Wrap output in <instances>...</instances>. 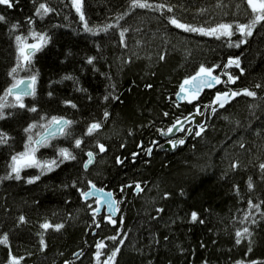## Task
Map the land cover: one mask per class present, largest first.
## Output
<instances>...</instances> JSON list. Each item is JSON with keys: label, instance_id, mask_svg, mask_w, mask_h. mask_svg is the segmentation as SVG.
Segmentation results:
<instances>
[{"label": "trees", "instance_id": "16d2710c", "mask_svg": "<svg viewBox=\"0 0 264 264\" xmlns=\"http://www.w3.org/2000/svg\"><path fill=\"white\" fill-rule=\"evenodd\" d=\"M42 2H47L55 12L40 19L34 11ZM149 2L178 5L177 17L198 26L244 23L250 19L245 0ZM130 3L131 0H84L90 27L115 24L116 18L123 15L119 25L129 29L125 36L127 47L120 43L117 28L97 36L84 32L71 0H18L13 8L0 5V14L6 17V22H0V97L12 83L9 72L16 65L15 36L24 35L28 43L34 41L32 31L51 36L32 65L16 73L17 78H25L38 72L36 98L25 97L24 101L28 108L35 106L38 111L6 109L7 118L0 120V131L12 139L8 145H0V177L7 175L11 156L24 151L28 135L24 129L33 122L47 123L42 116H63L75 122L71 135L67 139L60 137L55 143L84 137L82 129L86 124L100 121L103 126L98 137H90V141L84 138L82 149L98 140L108 149L85 172L74 163H67V171L59 168L32 185L23 180L0 183V236L7 233L10 244H0V264H8L10 253L24 257L22 264L73 262L72 254L78 249L84 251L87 225L84 210L78 207L77 188L83 187L86 178L94 174L115 186L147 182L144 197L151 196L124 202L135 231L134 241L138 242L129 248L130 252L122 249L116 264H236L240 260L264 264V222L252 224V216L244 220L247 201L260 202L257 190L264 195V175L259 169L264 163V28H258L249 43L238 48L246 72L234 85L256 91L257 97H237L215 115L207 111V130L201 137L188 136L175 152L148 158L145 145L158 136V129L170 118L179 83L193 75L200 64H219V72L235 53L226 49L225 38L185 33L158 12L131 10ZM29 17L34 25L29 23ZM17 22L18 29L13 30L11 26ZM239 38L237 33L232 40ZM88 57H96L93 64L87 63ZM232 73L239 75L235 68ZM65 76L75 79L66 80ZM257 83L262 85L260 89L254 87ZM80 88L86 92L78 91ZM105 96L109 99L105 100ZM207 96L213 97V92ZM8 100L11 102V97ZM66 100L77 107L66 105ZM207 104L209 98L203 108ZM178 110L176 107L174 118L180 116ZM105 111L109 113L107 119L103 116ZM164 112L169 115L165 117ZM40 130L37 127L32 134L35 136ZM139 142H143L141 156L133 162L131 156L139 153ZM121 144L125 147L121 148ZM117 156L124 160L123 164L116 163ZM237 162L239 167L233 170L231 165ZM249 177L254 191L248 189ZM73 182L76 187L71 186ZM192 212L198 214L195 222ZM20 216L27 222L21 223ZM45 220L65 225L58 232H43L40 225ZM243 227L252 231L251 244L248 238L236 243L235 233ZM43 233L46 248L40 244Z\"/></svg>", "mask_w": 264, "mask_h": 264}, {"label": "snow or ice", "instance_id": "6c2138e0", "mask_svg": "<svg viewBox=\"0 0 264 264\" xmlns=\"http://www.w3.org/2000/svg\"><path fill=\"white\" fill-rule=\"evenodd\" d=\"M35 2V0H33ZM18 0H0V5H4L7 8L15 7ZM247 5V9L250 10V19L247 22H234V23H217L214 26L204 27L202 25H194L191 23L182 22L180 18L175 14V9L178 5H172L170 3L159 2V3H150L149 0H131L129 5L131 10L135 9H149L155 12L160 13L162 16L168 20L169 24L174 26L177 29L182 30L185 33H195L200 36H208L213 37L217 40L221 38H225L228 41L227 46L229 48H241L243 45H247L249 43V38L253 37L254 33L258 30V28H264V0H245ZM71 7L75 9V12L79 16V20L82 22L83 30L86 33H90L93 36L99 35L101 32L107 33L112 28L119 29V39L120 43L127 47L125 43L126 33L129 31L128 28H121L119 25V20L123 19V15L118 16L116 18L117 23L105 24L103 27L93 28L90 27L88 21L85 17L84 12V0H71ZM239 8V5H237ZM205 11L201 9V12ZM55 9L49 6L47 2L39 3L37 7H35L34 15L43 19L51 13H54ZM127 14V13H126ZM29 23L35 24V21L32 17L28 18ZM0 22H6V17L0 14ZM19 22L13 24L11 27L13 30L18 29ZM59 27V25H56ZM239 34V39L236 41L232 40V37L235 34ZM30 36L34 40L33 43H28L27 38L20 34L15 36L16 42V65L10 70L9 76L12 77V83L9 87L5 89V93L3 97H0V120H4L7 118L6 109H26L30 112H37L38 109L35 106L28 108L25 104V97L36 98V84L38 82V72L36 74L30 75L27 78H17L16 73L21 68H29L36 54L51 41V36L48 35L47 32H36L32 31ZM161 60L164 59V56L160 57ZM96 60V57H88L87 63L93 64ZM226 69L235 68L238 70L239 75H233L232 72H224L221 74H215L216 69L220 68L219 64L213 65L211 67L206 66L204 64H200L199 68L193 75L187 76L184 78L182 83L179 85V90L175 93L176 97L180 101H185L188 104H193L195 107V114L204 116L205 113L201 111L199 104L196 102L199 101L202 92L205 89H214L217 88L218 85H225V90H217L212 98L210 104L205 105V109L210 110L211 115H215L219 109H225L227 105H229L234 99L240 96H246L255 99L257 97V92L248 88H233L232 85H236L240 80L241 76L245 74L246 69L242 66L241 56H229L227 58V63L224 65ZM222 76H226V79H222ZM66 80L75 79L72 76H65ZM148 87H151L149 85ZM256 89H260L262 87L261 84L257 83L254 86ZM78 91L86 92V89L80 88ZM49 96L52 95L51 92L48 93ZM11 97V102H9L8 98ZM91 99V96L88 97ZM105 100H108L109 97L105 96ZM118 99V97H115ZM171 99V97H169ZM66 105H70L72 108H76L77 105L73 103L71 100L64 101ZM178 106V105H177ZM163 115L167 117L169 115L168 112H164ZM105 119L108 118L109 113L105 111L103 113ZM42 120H47L46 124H38L37 122H33L28 125L24 129V132L27 133V141L24 144V151L16 153L11 156V163L8 165L9 171L5 177H0V183L4 180H16L21 181L24 180L25 183L32 185L38 182L41 179L42 175H46L48 173L54 172L56 169L60 168L62 164L66 162L77 161V155L74 150H70L68 147H60L57 144H54L53 141L58 140L60 137L67 139L70 135V129L72 125L75 123L74 121L67 119L63 116H51L48 119L46 116L41 117ZM188 117H184L183 120L177 118L176 121L165 129H158L161 136L171 137L174 131L179 132H187V136L180 139H167L166 143L170 146L172 150L177 149L180 146H183L186 143V139L188 136L191 137H201L207 130L206 122L205 123H196L195 117L193 116L190 123L194 124V127L185 128V122L188 121ZM102 123L100 121H94L88 124L86 127V131L84 133L85 137H92L95 133H97L102 128ZM37 127L41 128V131L35 136L32 134L33 130ZM12 137L4 132L0 131V145H8L9 141ZM84 137L74 138L73 144L74 149H82V145H84ZM153 147L159 146L161 149L164 145H160L158 141H152ZM95 148L98 149L99 153L107 152V147L105 144L96 142L94 145ZM125 147L124 144H121V148ZM138 147H143V142H141ZM153 147H148L145 152L148 156L152 155ZM243 147V145H241ZM41 148H51L54 152V155L51 158L40 159L37 157V153L40 152ZM86 156V160L83 162L84 170H87L91 165H93L96 161L97 153L88 150L84 153ZM139 153H132L133 161ZM117 164H123L124 160L119 156L116 157ZM239 167V163H235L231 165V168L235 170ZM35 168L39 169V175H32L25 178L21 175V173L25 169ZM259 169L264 175V163L259 165ZM72 187H76L75 182L71 185ZM248 189L251 191L254 189V184L252 178L249 177L247 182ZM132 184L121 185L119 191L123 193L125 188H132ZM135 191L137 194L143 191L140 182H136ZM80 198L86 203L87 208L91 210L93 223L97 228L100 227V224L96 221V217L101 214V210L106 208L107 215L104 217L108 223L115 226L117 224V220L113 217L120 211V203L121 201L114 198V194L112 191H105L104 188L97 187V184L92 180L86 181V188H77ZM236 191L239 193V186H236ZM167 193L165 196L167 197ZM89 200H93L95 203V207H93L92 203H88ZM248 204V212L245 214L244 220L247 221L252 216V210L255 209L260 212L261 216H264V211L261 210V206L264 205V200H261L259 203H254L251 199L247 201ZM159 212H163V209H158ZM191 219L193 222L198 220V214L196 212L191 213ZM19 221L21 223H26V218L24 216L19 217ZM123 221L121 220V223ZM203 223V221H200ZM252 224H256L257 220L255 218L251 219ZM40 227L47 231L49 229L54 231H60L64 228L63 223L53 224L48 220H45ZM251 231L249 227H243L242 229H238L235 233L236 243L240 244L241 241L245 238H248L249 244H251ZM107 240L112 241L114 244L119 243L123 244L124 240L119 239L118 235H113L107 237ZM0 244L8 245L9 244V236L7 233H4L0 236ZM40 244L43 248H46V242L43 238V234H41ZM108 245L103 241H98L95 244V264H116V257L120 253V247L116 246L112 248L110 254L106 255L105 259H102V256L105 255L104 249H106ZM249 252L251 251V247H249ZM74 255H83V251L79 254ZM24 257L12 255L10 253V258L8 260V264H22ZM65 264H72L71 261H65ZM236 264H246L245 261L240 260L237 261ZM251 264H261V262L253 260Z\"/></svg>", "mask_w": 264, "mask_h": 264}, {"label": "bare ground", "instance_id": "6f19581e", "mask_svg": "<svg viewBox=\"0 0 264 264\" xmlns=\"http://www.w3.org/2000/svg\"><path fill=\"white\" fill-rule=\"evenodd\" d=\"M227 44H228V42L224 43V46L226 47L227 50H229V51L231 50V52L235 53L234 56L239 55L242 58L243 54L238 48H229L227 46ZM225 63H227V61ZM232 74L235 75L234 73H232ZM222 79H226V76H222ZM179 85H180V83H179ZM220 86H221V89L224 90L225 85L222 84ZM232 87H233V85H232ZM178 90H179V86L177 87V90L174 92V96H173L174 97V103H172L173 106H175V108L179 107L178 114L180 116L178 118L183 120L184 117H188V118L193 117V115L195 114L194 105L178 101V99L176 98V95H175V93ZM212 91H213V89H205L202 92L199 101L196 102L197 104H199V106L201 108V111L205 113V115L203 116L204 117L203 120L201 122H199V123H205V122L207 123V115H208L207 111L210 112V110L203 108L202 105H203V103L206 100L208 102V98L210 99V102H211L212 96L211 97L207 96V94L212 93ZM205 96H207V97H205ZM187 106H189L190 109L191 108L192 109L189 111ZM175 108H173L171 110L172 114H171L170 118L167 119V123L163 126L162 129L166 130L168 127H170L176 121L177 118H174V110H175ZM176 113H177V111H176ZM86 125L88 126V123ZM81 127H79V128H81ZM86 127H85V129L84 128L82 129V130H84V133L86 131ZM187 127H194V124H192L190 122L189 123L185 122V128H187ZM101 130H102V128L97 133H95L92 137L94 139L96 138V136L98 137V134L101 132ZM185 134H186V131L185 132H178V133L173 134L171 137H167L166 138L164 136H161L159 131H158L157 132L158 136L154 137L153 139H151V141L148 142L145 145V147H146L145 149H147L148 147H153L152 141H158L159 144L160 145H164V147L162 149L159 146L153 147L152 155L148 156L146 154L147 157L150 158V157H152L154 155H160V154H164L166 152H170V153L171 152H175L178 148L175 149L174 151L167 150V148L165 147L166 145H168L166 143V140L170 139V138L171 139H180ZM84 138H86L85 139L86 141H90V137H85L84 136ZM26 141H27V138H26ZM98 141L101 142L100 140H98ZM53 143L57 144L60 147H68L70 150H74L75 154L77 155V161L66 162L65 163L66 165L62 164L61 165L62 167L60 166V168H62V172L63 171L64 172L67 171V169H66L67 168V163H68V165H69V163H71V164L74 163V165L76 167L79 166L80 170L83 171V172L88 171V170H90L92 168L91 167L92 165H91L87 170H84V168L82 166L83 162L86 160V156L84 155V153L87 152L88 150H92L93 151L94 148H92V146L87 145V147L85 149L83 148V151H81L79 149H74V144H73V142H70V141H61L60 140L58 143H55V142H53ZM140 144H141V142H139V145ZM103 154L104 153H97L96 161H95V163L93 165H95L98 162V160H100L103 157ZM53 155H54V152H53V150L51 148H41L40 152L37 153V157L40 158V159L51 158ZM139 156H141V147H139ZM139 156H137L136 159H139ZM135 160L133 162H135ZM58 169H56L54 172H56ZM54 172H52V173H54ZM39 174H40L39 173V169H35V168L25 169L21 173V175L24 176L25 178H27L28 176L39 175ZM49 174H51V173H48L46 175H42L41 179L44 180L47 177V175H49ZM41 179L39 181H41ZM86 179L87 180H92L93 182H95L97 184V187L104 188V190H106V191H112L113 194H114V198L119 200V201H121V203L119 205L120 211L116 214L115 217H113L114 219L117 220V224L115 226H113L110 223H108L106 221V219H104V217H106V215H107V209L106 208L102 209L101 210V214L95 218L96 221L100 224V227L97 228L95 226V224L93 223V217H92L91 210L87 208L86 203L83 201L82 198H80L78 207H80V210H84L83 219L87 223V225H85L86 230H84V236H83V241H84L83 242V246L84 247L82 249H84V251H83V255H74V254H79L82 251L81 249L76 250L72 254V256L74 257L73 262L71 260H67V261H71L72 264H95V257H94L95 244H96V242L101 241V240H103L108 245V247L103 250L105 255L102 256V259H105L106 255L110 254L112 248H114L116 246L120 247V253H121L122 249L125 252L126 251L130 252L131 249H129V248L130 247H134V245L138 241H136V242L134 241L135 240V236H134L135 231L133 230V227L131 226V222H132L131 221V217L127 218V214H126V212L124 210V202H126V201L129 202L131 200V198H145V199L151 198L150 195H147V197H144L145 194L147 193V191H145V188H146L145 185H148L147 182H144V184H145L144 185L142 181H135L132 184L133 185V189L132 188H125V191L123 193H121L119 191L121 185L115 186V185H112L111 183H109L107 181L104 182V180L103 181L100 180V178L98 176H96L95 174L93 176L87 177ZM86 181H85L83 187H80V188H86ZM136 182H140L141 187L143 188V191L140 192L139 194H137V192L135 191L134 185H135ZM127 184H129V183H127ZM254 190H255V188L253 190H251V191H254ZM257 194L259 196V198H258L259 201H261V199L262 200L264 199V195L263 194H259L258 190H257ZM88 203H92L93 207L96 206L95 203L93 202V200H89ZM262 207H264V205L261 206V210L260 211H263ZM252 218H255L257 220L256 224H259L261 221H262V223L264 222V216H261L260 212L255 210V209L252 210ZM121 220L123 221L122 223H121ZM58 223H64V222H58ZM87 230L91 231L90 234H89V232ZM44 231L45 230H43V232ZM47 232L49 233V230H47ZM55 232H57V231H55ZM113 235H118L119 239H123L124 240V243L123 244H119L117 242V243L114 244L112 241L107 240V237H110V236H113ZM43 237H45L44 233H43ZM127 248H128V250H127ZM120 253L117 255L116 259L119 258ZM27 259H30V258L28 257ZM63 264H65V260L63 261Z\"/></svg>", "mask_w": 264, "mask_h": 264}, {"label": "water", "instance_id": "95a60500", "mask_svg": "<svg viewBox=\"0 0 264 264\" xmlns=\"http://www.w3.org/2000/svg\"><path fill=\"white\" fill-rule=\"evenodd\" d=\"M219 86H220V85H218L217 87H219ZM214 89H215V88H214ZM176 98H177V97H176ZM178 101H180V100H178ZM180 102L187 103V102H185V101H180ZM193 116L195 117V122H196V123L201 122V121L203 120V118H204L203 116H199V115H196V114H194ZM192 118H193V117H190L189 120L186 121V123H189L190 120H191ZM178 132H179V131H174L173 134L178 133ZM173 134H172V135H173ZM166 138H167V137H166ZM165 147H166L167 150H169V151H174V150H172V149L170 148L169 145H166ZM105 191H106V190H105Z\"/></svg>", "mask_w": 264, "mask_h": 264}, {"label": "rangeland", "instance_id": "374dc122", "mask_svg": "<svg viewBox=\"0 0 264 264\" xmlns=\"http://www.w3.org/2000/svg\"><path fill=\"white\" fill-rule=\"evenodd\" d=\"M33 42H34V41H33ZM186 136H187V132H186V134L183 136V138H184V137H186ZM77 138H80V136H79V137H77ZM94 145H95V143L91 145V146H92V148H94Z\"/></svg>", "mask_w": 264, "mask_h": 264}, {"label": "flooded vegetation", "instance_id": "af4514ba", "mask_svg": "<svg viewBox=\"0 0 264 264\" xmlns=\"http://www.w3.org/2000/svg\"><path fill=\"white\" fill-rule=\"evenodd\" d=\"M182 138H183V137H182ZM93 151L96 152V153H99V152H98V149L95 148V147H94V150H93ZM131 157H132V156H131Z\"/></svg>", "mask_w": 264, "mask_h": 264}]
</instances>
